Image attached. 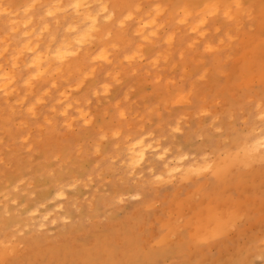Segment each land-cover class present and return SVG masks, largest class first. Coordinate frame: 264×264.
Returning <instances> with one entry per match:
<instances>
[{
    "label": "rangeland",
    "instance_id": "obj_1",
    "mask_svg": "<svg viewBox=\"0 0 264 264\" xmlns=\"http://www.w3.org/2000/svg\"><path fill=\"white\" fill-rule=\"evenodd\" d=\"M158 2L171 13L198 6V0H111L116 16L100 33L110 30L111 39L93 42L64 68L72 83L100 47L119 45L112 63L97 64L93 79L73 94L95 117L91 126L77 121L68 130L48 105L32 118L0 98V245L8 246L0 264H264V145L254 149L252 143L264 112V0L230 3L233 19L211 20L208 35L191 48L198 38L169 19L144 46V60L125 63L121 54L141 41L135 22L124 29L116 22L137 3L141 15ZM7 19L0 17V36L9 32ZM205 43L217 51L205 52ZM116 72L119 84L112 80ZM104 83L113 85L110 94L94 97L92 90ZM115 130L120 136L113 139ZM102 134L108 139L100 140ZM141 137L155 151L132 170L128 144ZM165 148L169 155L161 161ZM205 153L225 154L227 168L217 177L150 183L168 159L197 161ZM208 211L227 213L234 222L197 242L193 226Z\"/></svg>",
    "mask_w": 264,
    "mask_h": 264
},
{
    "label": "clouds",
    "instance_id": "obj_2",
    "mask_svg": "<svg viewBox=\"0 0 264 264\" xmlns=\"http://www.w3.org/2000/svg\"><path fill=\"white\" fill-rule=\"evenodd\" d=\"M235 0H198L195 8L182 7L175 13L168 10L166 4L154 3L151 9L143 11L141 5L135 4L132 10L125 12L116 22V27L124 29L128 23L137 25L135 35L140 38L141 44L131 53L123 56V61L131 64L144 60L143 48L150 45L157 38L161 30L166 27L169 19L188 33L198 39H193L188 47L191 48L208 35V24L211 20L221 17L227 21L233 19V10L228 5ZM111 0H17L13 6L11 0H0V17H8L9 32L0 36V98L10 106L23 108L32 118L39 116V109L48 105L47 111L53 118H63L65 128L71 130L75 122L89 127L95 117L86 107H79V100L73 95L79 93L88 81L93 79L97 64H111L112 52L119 48L117 43L100 47L93 54L87 69H78V78L68 83V76L64 75V68L70 60L79 56L85 47H90L98 39L110 40L112 32L103 31V25H109L115 18L116 12L110 7ZM95 6V7H94ZM239 5L237 4V7ZM71 17V19H69ZM63 35L57 43V35L61 30ZM218 31V29H217ZM19 33L17 36L16 34ZM23 43H19L20 40ZM231 39V38H230ZM165 42L171 45L174 42V33H169ZM17 43L19 46L17 47ZM223 43V41H220ZM55 45V47H53ZM203 50L207 53L217 51L211 43H205ZM160 57L153 59L155 66ZM167 60V57H163ZM27 75L21 78V72ZM112 75V80L119 84L120 73ZM63 83L65 87L60 88ZM46 85V86H43ZM112 84L104 83L100 89H93L92 95L107 97ZM59 89L56 99L49 105L52 92ZM90 100L85 101V105ZM75 112V115H70ZM207 115V110L202 112ZM121 118L124 113L121 111ZM45 123L51 125L52 119L44 117ZM179 131V128L174 129ZM151 135V134H149ZM113 139L120 136L119 130L111 132ZM100 140H107L108 135L102 134ZM146 137H141L128 147L130 155L129 167L133 170L141 167L149 149L155 151L151 144H145ZM98 150V149H97ZM169 155L165 148L159 153L157 159L164 161ZM233 156H239V150L232 149ZM228 160L225 154H203L199 160L190 161L186 155L174 156L163 164V171L153 175L150 183L154 187L171 185L179 180L184 183L193 180H202L205 176L217 177L218 173L225 170ZM139 199V196L134 197ZM121 203L123 201H120ZM233 217L225 213L217 217L213 212H206L203 220L193 226L191 233L194 240L201 241L220 229L231 228ZM171 228V222L167 225ZM162 240L164 237L161 238ZM7 245H0V257L4 255Z\"/></svg>",
    "mask_w": 264,
    "mask_h": 264
},
{
    "label": "bare ground",
    "instance_id": "obj_3",
    "mask_svg": "<svg viewBox=\"0 0 264 264\" xmlns=\"http://www.w3.org/2000/svg\"><path fill=\"white\" fill-rule=\"evenodd\" d=\"M6 18V17H5ZM6 20V19H5ZM8 21L7 22H9V19H7ZM117 21V20H116ZM136 27V26H135ZM136 29V28H135ZM6 30V29H5ZM135 31V30H134ZM17 34H19V33H17ZM161 38H162V36H160ZM165 38V37H164ZM155 39V38H154ZM21 41H22V39H21ZM98 41H99V39H98ZM58 42V41H57ZM97 42V41H96ZM22 43V42H21ZM18 45H19V43H18ZM93 45V44H92ZM18 47V46H17ZM53 47H55V45L53 46ZM133 50H135V48L133 49ZM84 51V50H83ZM132 51V50H131ZM85 54V53H84ZM87 54V53H86ZM128 54V53H127ZM82 55V54H81ZM88 55V54H87ZM122 55V57H123V55L124 54H121ZM85 56V55H84ZM78 59H80V58H78ZM75 59H73V61H74ZM84 60V59H83ZM78 61V60H77ZM79 63V62H78ZM82 64V63H81ZM79 65V64H78ZM110 65V64H109ZM69 66V65H68ZM82 67V66H81ZM71 68V67H70ZM69 70V69H68ZM56 96V95H55ZM259 114V116H260V134L258 135V136H256V138L252 141V143H253V148L254 149H257V148H261L263 145H264V112H259L258 113ZM256 131H258V130H256ZM255 131V132H256ZM257 135V134H256ZM138 140V139H137ZM132 143V142H131ZM131 143H129L128 144V146L131 144ZM146 143V142H145ZM251 143V144H252ZM127 144V143H126ZM147 144H149V142L147 143ZM127 147V146H126ZM150 152V151H149ZM128 154H129V151H128ZM156 156H157V154H156ZM129 158L127 159L126 158V156H125V158L127 159V160H129L126 164H130V155L128 156ZM147 157V156H146ZM148 158V157H147ZM125 159V160H126ZM196 161V160H195ZM128 167V166H127ZM152 168V167H151ZM132 169V168H131ZM133 170V169H132ZM131 170V172L133 173V171ZM163 170V169H162ZM129 172H130V170H129ZM72 184V183H71ZM62 186H60V188H61ZM56 190V189H55ZM59 190H57V193L58 194H60V195H62V191H59ZM54 193V192H53ZM52 193V194H53ZM56 193V194H57ZM54 195V194H53ZM64 195V194H63ZM62 195V196H63ZM54 196H56V195H54ZM56 197H58V196H56ZM53 198V197H52ZM43 216V215H42ZM46 216V215H45ZM41 218V216L39 217V219ZM43 219V218H42ZM45 219V218H44ZM41 221V220H40ZM2 223V222H1ZM41 223V222H40ZM40 226L41 227H43V224H40ZM37 227V226H36ZM7 241V240H6ZM5 241V242H6ZM1 243V242H0ZM9 252H10V250H9ZM12 252V251H11ZM4 253H8V251H6V252H4Z\"/></svg>",
    "mask_w": 264,
    "mask_h": 264
}]
</instances>
